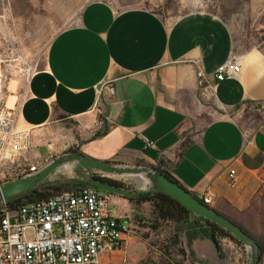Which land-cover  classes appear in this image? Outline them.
Here are the masks:
<instances>
[{
  "label": "crops",
  "instance_id": "0c3cea01",
  "mask_svg": "<svg viewBox=\"0 0 264 264\" xmlns=\"http://www.w3.org/2000/svg\"><path fill=\"white\" fill-rule=\"evenodd\" d=\"M247 25L205 12L165 20L144 8L87 2L51 38L29 79L5 84L15 127L32 135V148L18 160L38 169L74 149L99 161L158 168L192 195L210 188L209 207L264 237L254 198L264 169V0H256ZM229 55L240 57L239 72L203 97L195 73L211 77ZM102 82L112 95L98 101L94 90ZM141 136L154 148L144 149ZM228 169L236 174L234 188L227 186ZM188 231L184 257L218 264L196 223ZM222 238V255L239 257L234 242Z\"/></svg>",
  "mask_w": 264,
  "mask_h": 264
},
{
  "label": "built area",
  "instance_id": "2783aa9c",
  "mask_svg": "<svg viewBox=\"0 0 264 264\" xmlns=\"http://www.w3.org/2000/svg\"><path fill=\"white\" fill-rule=\"evenodd\" d=\"M0 37V182L37 170V165L18 161L20 153L32 148L29 128L15 127L16 109L6 107L3 91L9 76L4 67ZM240 57L229 55L208 77L197 71L200 94L209 98L216 82L239 72ZM34 71L30 64L18 69L26 82ZM97 100L112 95V87L102 82L94 90ZM253 106H258L254 104ZM94 127L99 122L93 123ZM143 148H154L152 141L141 136ZM227 186H236L233 169L227 171ZM209 206L214 193L205 187L193 195ZM111 195L91 186H78L31 199L14 208L0 204V264H134L127 260L124 249L130 238L126 221H121L112 211ZM225 241L218 238L219 245ZM116 253L121 256L113 260ZM244 264V251L240 252Z\"/></svg>",
  "mask_w": 264,
  "mask_h": 264
},
{
  "label": "rangeland",
  "instance_id": "374dc122",
  "mask_svg": "<svg viewBox=\"0 0 264 264\" xmlns=\"http://www.w3.org/2000/svg\"><path fill=\"white\" fill-rule=\"evenodd\" d=\"M89 1L93 0H0V37L5 59L4 67L6 72L15 70L12 72L15 75L9 76L8 81L20 79L25 83L18 75V69L25 64H30L35 69L42 62L51 38L59 30L73 24L82 6ZM102 1L116 10L144 8L165 20H172L187 13L205 12L235 27L241 24L243 27L245 24L250 26L256 4V0ZM13 176L9 179L15 178ZM51 179L39 186L42 192L51 194L79 186V182L74 177L69 178L65 171ZM259 179L254 198L258 209L264 214V169ZM112 180L121 183V186L138 191L139 186L130 178L120 177ZM112 197V211L121 221H126L131 231L124 249L128 261L134 264H192L193 259L184 257L183 252L190 239L187 233L188 225L155 226L147 204H135L116 195H111ZM255 224L260 222L256 221ZM153 225L155 227H152ZM246 232L264 244V237L259 238V235ZM233 253L232 251L230 254L222 255V259L212 261L218 264H241L242 257H236ZM120 256V253H116L113 260ZM260 264H264V257Z\"/></svg>",
  "mask_w": 264,
  "mask_h": 264
},
{
  "label": "water",
  "instance_id": "95a60500",
  "mask_svg": "<svg viewBox=\"0 0 264 264\" xmlns=\"http://www.w3.org/2000/svg\"><path fill=\"white\" fill-rule=\"evenodd\" d=\"M98 87L99 85L96 88ZM63 171L67 172L69 178L74 177L79 183L124 199L135 198L144 192L162 193L188 211L191 214L190 219H193L196 224L204 226L207 222L214 223L239 241L244 251V264H259L257 243L252 237L244 233L233 222L213 211L211 207L203 205L177 182L148 166L99 161L86 157L79 152H63L34 172L0 182V204L18 194L47 183V180L54 178L56 174ZM95 175L109 179L130 178L137 175L145 182L143 186L138 187V191H135V189H129L125 186L118 187L102 182L96 179ZM204 235L211 242L217 257L222 259L218 240L213 235L212 230L208 228Z\"/></svg>",
  "mask_w": 264,
  "mask_h": 264
},
{
  "label": "trees",
  "instance_id": "16d2710c",
  "mask_svg": "<svg viewBox=\"0 0 264 264\" xmlns=\"http://www.w3.org/2000/svg\"><path fill=\"white\" fill-rule=\"evenodd\" d=\"M68 152H76L74 149H69ZM161 174L165 175L167 178L175 181L169 174L163 172L162 170L155 168ZM95 178L102 181L107 182L109 184L115 185L120 187L122 184L105 177H99L95 175ZM176 182V181H175ZM80 187L87 186L85 184L79 183ZM49 186V185H48ZM47 187V186H46ZM59 192V191H57ZM52 194V193H51ZM50 195L49 193L42 192L40 187L31 189L29 191L23 192L18 194L8 200L5 201L7 207L14 208L18 204L31 200V199H38L45 196ZM192 195V194H191ZM129 202H133L135 204H147L149 208V212L151 215V220L155 226L162 225V224H170V225H188V229L191 228L195 221L190 220L191 214L186 211L180 204L176 201L171 199L170 197L159 193V192H144L140 193L137 197L126 199ZM204 205V204H203ZM206 206V205H205ZM209 207V206H206ZM212 209V208H211ZM213 210V209H212ZM214 211V210H213ZM234 223V222H233ZM235 224V223H234ZM237 225V224H235ZM154 225L152 227H155ZM195 226V225H194ZM199 227L201 232L204 234L205 230L210 228L212 230L213 235L218 237H227L228 239L232 240L236 247L242 252V244L234 239L231 235H229L226 231L222 230L218 225L207 222L204 226L200 224H196ZM238 226V225H237ZM244 233L249 235L243 228L238 226ZM188 231V230H187ZM189 234V238L193 236L191 231L187 232ZM250 236V235H249ZM251 237V236H250ZM253 238V237H252ZM253 240L257 243L258 248V261L260 264L261 259L264 257V245H262L259 241L253 238Z\"/></svg>",
  "mask_w": 264,
  "mask_h": 264
},
{
  "label": "bare ground",
  "instance_id": "6f19581e",
  "mask_svg": "<svg viewBox=\"0 0 264 264\" xmlns=\"http://www.w3.org/2000/svg\"><path fill=\"white\" fill-rule=\"evenodd\" d=\"M65 167V166H64ZM130 179L133 181V182H135L138 186H143L144 185V180L141 178V177H139V176H137V175H135V176H132V177H130Z\"/></svg>",
  "mask_w": 264,
  "mask_h": 264
}]
</instances>
